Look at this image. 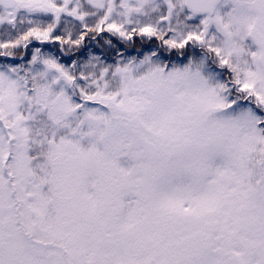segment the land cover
Returning <instances> with one entry per match:
<instances>
[{
    "label": "snow or ice",
    "instance_id": "snow-or-ice-1",
    "mask_svg": "<svg viewBox=\"0 0 264 264\" xmlns=\"http://www.w3.org/2000/svg\"><path fill=\"white\" fill-rule=\"evenodd\" d=\"M0 264H264V0H0Z\"/></svg>",
    "mask_w": 264,
    "mask_h": 264
},
{
    "label": "trees",
    "instance_id": "trees-1",
    "mask_svg": "<svg viewBox=\"0 0 264 264\" xmlns=\"http://www.w3.org/2000/svg\"><path fill=\"white\" fill-rule=\"evenodd\" d=\"M90 47L93 49V51H96L95 45H90ZM131 51V50H130ZM131 54H135L134 52H132Z\"/></svg>",
    "mask_w": 264,
    "mask_h": 264
}]
</instances>
